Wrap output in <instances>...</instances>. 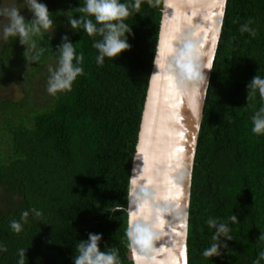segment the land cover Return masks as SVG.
<instances>
[{
	"label": "trees",
	"instance_id": "trees-1",
	"mask_svg": "<svg viewBox=\"0 0 264 264\" xmlns=\"http://www.w3.org/2000/svg\"><path fill=\"white\" fill-rule=\"evenodd\" d=\"M41 2L56 15V30L50 40L37 37L47 49L39 62L27 65L18 38L0 41V244L7 248L0 264H18L20 249L27 250L25 264H73L75 245L90 232L103 234L101 250H118L120 264H135L128 192L165 0H142L126 20L131 49L103 65L93 47L99 37L73 31L59 13L79 0ZM21 14L31 19L27 9ZM246 24L255 35L241 32ZM65 35L84 54V72L71 91L53 96L49 69ZM257 74L264 78V0H228L194 167L189 264H255L264 252V135L252 132L264 100L258 92L247 99ZM16 85L22 97H1ZM233 214L240 222L232 225L229 250L204 257L214 232L207 220ZM13 220L23 224L19 234Z\"/></svg>",
	"mask_w": 264,
	"mask_h": 264
},
{
	"label": "water",
	"instance_id": "water-1",
	"mask_svg": "<svg viewBox=\"0 0 264 264\" xmlns=\"http://www.w3.org/2000/svg\"><path fill=\"white\" fill-rule=\"evenodd\" d=\"M196 1L164 3L132 175L138 197L129 206L130 220L135 213L148 229L145 243L132 248L135 264H189L193 175L210 90L202 86L201 72L211 69V85L228 4L202 0L197 12ZM154 125L161 126L162 134L151 133Z\"/></svg>",
	"mask_w": 264,
	"mask_h": 264
},
{
	"label": "clouds",
	"instance_id": "clouds-1",
	"mask_svg": "<svg viewBox=\"0 0 264 264\" xmlns=\"http://www.w3.org/2000/svg\"><path fill=\"white\" fill-rule=\"evenodd\" d=\"M152 3V0H149ZM79 7L68 11H61L63 16L67 17V22L75 32H86L89 36L99 37L93 42V47L97 50V63L103 65L105 58H117L126 50H130L132 45L129 42V35L132 34V27L126 23V20L136 11L138 14L142 5V0H79ZM27 9L31 14V19L22 15V11ZM55 14L50 12L47 4L41 0H15L9 7H0V17L6 19L7 23L0 27V41L19 39L21 46L25 48L24 57L27 65L37 63L44 56L47 49L39 45L37 37L50 40L55 33L56 23ZM241 32H254L243 25ZM74 43L71 42L68 35L63 36L61 44L55 48L56 67L50 68V75L47 80V91L50 95L56 96L60 92L71 91L73 83L83 74L82 63L83 53H76ZM207 70V71H205ZM210 68L202 69L201 84L203 87L210 86L208 73ZM248 96H254L257 92L264 100V78L256 75L247 84ZM252 132L257 135H264V106L260 107L252 116ZM129 204L137 202L138 191L136 180L133 179L130 184ZM116 208L113 211H120ZM37 217L42 213L33 210ZM29 212L22 214V220L27 223ZM238 215L233 214L226 221H219L216 218H209L207 224L213 229L212 243L203 251L206 258L221 257L224 252L229 250V241L234 239L232 235V225L239 223ZM11 230L19 234L23 230V224L20 221L11 222ZM147 227L137 221L136 214H132L129 222L126 236L129 240V247L136 249L138 245L145 243L144 233ZM264 238V234L261 235ZM103 241L102 233H88V238L79 240L75 245V255L73 264H120L118 250L106 247L101 250ZM7 251L5 245L0 244V252ZM27 250L20 249L18 252V264H25ZM264 259V252L259 254L255 264H260Z\"/></svg>",
	"mask_w": 264,
	"mask_h": 264
},
{
	"label": "rangeland",
	"instance_id": "rangeland-1",
	"mask_svg": "<svg viewBox=\"0 0 264 264\" xmlns=\"http://www.w3.org/2000/svg\"><path fill=\"white\" fill-rule=\"evenodd\" d=\"M15 0H0V7H9L11 6ZM7 23L6 19L0 17V27L3 26V24ZM22 90L19 85H16L9 89L8 91H5L2 93L1 97H10L12 99H19L22 97Z\"/></svg>",
	"mask_w": 264,
	"mask_h": 264
},
{
	"label": "bare ground",
	"instance_id": "bare-ground-1",
	"mask_svg": "<svg viewBox=\"0 0 264 264\" xmlns=\"http://www.w3.org/2000/svg\"><path fill=\"white\" fill-rule=\"evenodd\" d=\"M202 5H203L202 0H197V1H196L197 12H198V11H201L200 8L202 7ZM165 71H167L166 68H164V69L162 70V74H164ZM149 116H150V111H149ZM150 131H151V133H152L154 136H156L157 134H162L163 129L161 128V126H155V125H154V126H151ZM148 136H150V134H148ZM189 138H190V139H193V136L191 135V137H189ZM155 232H156V231H155ZM154 235H155V234H154Z\"/></svg>",
	"mask_w": 264,
	"mask_h": 264
}]
</instances>
